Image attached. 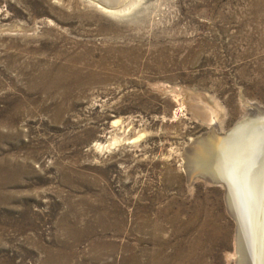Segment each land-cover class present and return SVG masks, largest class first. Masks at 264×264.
I'll use <instances>...</instances> for the list:
<instances>
[{
  "label": "rangeland",
  "instance_id": "rangeland-1",
  "mask_svg": "<svg viewBox=\"0 0 264 264\" xmlns=\"http://www.w3.org/2000/svg\"><path fill=\"white\" fill-rule=\"evenodd\" d=\"M130 2L0 0V264L234 259L223 190L198 173L264 109L259 6Z\"/></svg>",
  "mask_w": 264,
  "mask_h": 264
},
{
  "label": "bare ground",
  "instance_id": "bare-ground-1",
  "mask_svg": "<svg viewBox=\"0 0 264 264\" xmlns=\"http://www.w3.org/2000/svg\"><path fill=\"white\" fill-rule=\"evenodd\" d=\"M93 1L102 11L113 15L121 14L130 2V0ZM131 1L134 3V0ZM255 2L259 8L256 6L257 9L254 10V19L259 26L264 25V0ZM249 104V107L254 106ZM196 107L198 111L200 110L199 120L202 122L209 124L211 120L212 122L216 120L218 114L214 113L215 109L205 104H198ZM252 116L255 117L253 120ZM236 126L227 139L221 136L223 140L220 138L219 143L206 149L205 153L209 154L211 161L202 158L203 166L201 165L200 170L215 169L220 176L223 175L224 183L232 191L238 233L235 242L237 250L234 248L233 254L234 263L264 264V109L260 107L253 111L246 109L240 125Z\"/></svg>",
  "mask_w": 264,
  "mask_h": 264
},
{
  "label": "water",
  "instance_id": "water-1",
  "mask_svg": "<svg viewBox=\"0 0 264 264\" xmlns=\"http://www.w3.org/2000/svg\"><path fill=\"white\" fill-rule=\"evenodd\" d=\"M240 122V121H239ZM236 121V123H239ZM236 123L234 125H236ZM233 125V126H234ZM204 171V170H203ZM203 172H199L198 176L203 178L205 181H207L209 184H218L221 186L223 190V200H224V206H225V212L229 215V217L233 220L234 228H233V239H232V244L237 241V218H236V213H235V201L232 195V191L229 189V187L224 183L223 175L220 176L215 169H207ZM208 174V175H207ZM233 247V246H232ZM235 250H237L236 245L233 247ZM234 250L232 249V252ZM231 264H236L234 263L233 257H230Z\"/></svg>",
  "mask_w": 264,
  "mask_h": 264
}]
</instances>
